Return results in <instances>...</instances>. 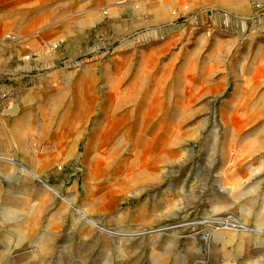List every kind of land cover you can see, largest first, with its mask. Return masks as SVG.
Segmentation results:
<instances>
[{
  "label": "rangeland",
  "instance_id": "1",
  "mask_svg": "<svg viewBox=\"0 0 264 264\" xmlns=\"http://www.w3.org/2000/svg\"><path fill=\"white\" fill-rule=\"evenodd\" d=\"M203 1L41 0L55 7L60 33L39 47L57 46L51 52L54 65L68 76L70 87L74 84V92L59 111L68 114L69 122H58L60 132L50 139L38 126L42 137L27 142L32 144L30 159L38 166L50 161L48 174L62 188H74L73 202L66 197L69 208L103 228L89 225L100 235L96 250L101 252L93 251L88 259L86 247L59 237V252L0 253V264H170L172 257L176 264H264L262 39L239 22L232 32L221 30L210 21V11L196 15L220 9L201 7ZM18 6L11 1L4 10L17 14ZM9 33L12 28L3 33L1 44L12 54L22 50V56L28 55L20 48L22 39L15 44L5 40ZM226 38L232 45H222ZM184 52L193 57L177 62ZM119 56L130 60L122 72L111 63ZM80 72L86 75L77 90L73 80ZM35 99V93L25 94L27 102ZM107 125L113 127L105 131ZM142 153L150 171L139 179L142 186L128 188L124 182L138 175ZM94 160L102 166L90 181L88 166ZM59 166L63 170L55 173ZM22 168L41 178L34 168ZM183 188L196 197L184 199L182 211L174 209L167 218L153 212L173 204L171 198ZM162 192L170 196L163 198ZM208 204L217 215L186 210L197 205L202 211ZM225 215L253 232L220 230L207 243L197 238L198 223ZM130 231L137 235L118 236ZM175 232L180 233L175 248L186 255L162 252ZM153 245L161 252L153 253Z\"/></svg>",
  "mask_w": 264,
  "mask_h": 264
},
{
  "label": "crops",
  "instance_id": "2",
  "mask_svg": "<svg viewBox=\"0 0 264 264\" xmlns=\"http://www.w3.org/2000/svg\"><path fill=\"white\" fill-rule=\"evenodd\" d=\"M11 1H17L19 5L17 14L4 10V7H8ZM260 1L264 14V0ZM221 2H224V5H221ZM221 2L205 0L201 7H216L230 12L237 18L247 17L243 19L242 24L245 25V28L248 25V33L253 34L254 32L257 37L261 36L262 41L259 43V49L263 47L264 50V36H262L264 35V15L261 19L257 17L258 13L253 6V0H225ZM54 13H56L55 7L48 5L47 2L42 3L41 0H0V39L6 30L12 28L13 33L9 34H17L23 40L20 48L26 49L28 55L31 56L30 60L25 61L23 57L27 54L22 56L20 53L22 50L12 54L11 49L3 46L0 40V253L11 255L14 253L59 252L57 246L60 237L71 239L69 243L71 245L86 247L87 258L90 259V253L93 251L101 252V248L96 250V247L101 245L100 235L90 228L88 222L80 216H76L70 209L72 205L67 202L66 197L73 202L74 188H62L63 185L58 184L57 180L48 174L51 168L45 167L50 161H46L45 166H38L32 161L30 159L32 144L29 147L27 145V142L33 141L35 137H42L39 127L44 128L45 135L50 139L53 136L57 137L60 132L57 129L58 122L66 125L70 119L67 118L68 114L62 116L59 111L62 110L66 99L69 98L67 94L72 96L74 84L70 87L68 76L63 71L56 69L54 53L40 52L41 48L39 47H45L58 38L60 29L56 30ZM252 13L254 14L252 15ZM235 26L236 23L232 26L231 32ZM257 27L259 30L256 31ZM236 38L238 37L236 36ZM221 41L222 45L226 43L232 45L228 38L221 39ZM29 45H32L33 48H28ZM259 53L264 59V53ZM190 55L191 53L188 52L182 53L177 62L191 59L193 56ZM211 59L213 60L212 57ZM129 61L125 56H119L114 58L111 63L115 65L116 71L122 72ZM148 61H152V59ZM129 66L131 67V65ZM255 68L256 70L253 68L254 73H259L260 67L257 65ZM85 75L86 72H80L75 77L73 80V83H76L75 89L78 90V87L82 86ZM58 81L61 86H53L54 82ZM30 91L36 94V99L27 102L25 94ZM79 91L82 90L79 89ZM22 164L39 172L41 178L48 182L49 186H41L35 182L33 175L27 174L26 170L22 168ZM149 171V168H138L136 178L126 180L124 185L128 188L142 186L143 180L139 179ZM146 182L152 183L151 180ZM51 187L55 188L58 193ZM160 195L164 198L166 195L169 197L170 193L162 192ZM194 195L193 192H185L183 188V192L179 191L176 199L171 198L173 204H170L169 207H163V204L162 209H156L153 212H156L157 215L161 214L162 218L170 217L171 211L174 209L182 211L185 208L184 199L188 197L193 200L196 197ZM193 204H196V201ZM208 205L202 211H199L197 205L190 208L187 205L186 210L192 214L203 212L208 217L217 215V208ZM208 207L209 209H207ZM40 211L44 212V218L42 224L37 226V215ZM185 223L176 227L183 226ZM192 224L189 225L194 227ZM163 230L167 229L162 228L161 232ZM175 230L178 228L172 231ZM175 233L169 236L170 240L162 248V252L167 253L170 249L171 252L185 254L184 250L178 251L177 246L175 248L174 241L180 234L179 232ZM197 238L200 239V237ZM150 248L153 253L161 252L154 245ZM169 261L170 264L177 263V261L174 262L173 257Z\"/></svg>",
  "mask_w": 264,
  "mask_h": 264
},
{
  "label": "built area",
  "instance_id": "3",
  "mask_svg": "<svg viewBox=\"0 0 264 264\" xmlns=\"http://www.w3.org/2000/svg\"><path fill=\"white\" fill-rule=\"evenodd\" d=\"M253 6H254L255 10L257 11V13H258L257 17L259 19L263 18L264 14L262 13V11H263L262 2L260 0H253ZM207 11H210L208 17L211 20L213 19L214 23L217 24L218 27L221 30H231L232 26L235 23L239 22L240 24H242L244 22L243 19L236 18L230 12L222 10V9L203 10L201 12H198L196 15L204 17ZM19 39L20 38H16L15 36L10 35V34L5 36V40H7V41H9L11 43H16V42L19 41ZM56 49H57V46L53 45V46L48 47L46 50H44V48H42L40 50V52L50 53V52H52V51H54ZM30 58H31L30 55H26V56L23 57V59L25 61L30 60ZM62 170H63L62 166H59L56 169L55 173H60ZM78 172L80 173L81 170H78ZM35 181H37L38 183H40L43 186L45 185V182L40 177L35 179ZM43 218H44V212L40 211L38 213V217H37V226H40L42 224ZM197 225L202 226V228L199 229L196 233L199 234L200 239L204 243L209 242L211 240L212 234H214L215 232L220 231V230H223V231H230L231 230L233 232H237V231H241L242 232L243 231L240 228L241 223H239L237 221V219L234 216H232V215H225L223 217H212V218H209V219H206V220L202 221L201 223H198ZM96 228L101 230V227L99 228L98 225H97Z\"/></svg>",
  "mask_w": 264,
  "mask_h": 264
},
{
  "label": "bare ground",
  "instance_id": "4",
  "mask_svg": "<svg viewBox=\"0 0 264 264\" xmlns=\"http://www.w3.org/2000/svg\"><path fill=\"white\" fill-rule=\"evenodd\" d=\"M8 35V34H7ZM10 35H12V34H10ZM13 36H15L16 38H20L17 34H13ZM236 123H240V122H236ZM113 126H111V125H107V127L105 128V131H108V130H110L111 128H112ZM100 139L97 141V143L95 144V148L97 149V147L99 146V144H100ZM139 163H140V165H139V167L140 168H144V153H142L141 154V156H140V158H139ZM101 166H102V164H101V161L100 160H94V161H92L91 163H90V165L88 166V175H89V180L90 181H94L95 179H96V177L98 176V174H99V172H100V168H101ZM37 178H39V176L38 175H34L33 176V179L35 180V179H37ZM113 205H114V203H110V206H112L113 207ZM78 214H79V216L82 218V219H85L87 222H89V224L90 225H92V226H96L97 227V225L94 223V222H92L91 220H89V218L87 217V215H86V213H84V212H77ZM240 228L243 230V231H252L253 232V230L252 229H249L248 227H246L245 225H243V224H241L240 225ZM101 231H104L103 230V228L101 227ZM231 231V230H230ZM131 232V231H130ZM256 233H258V234H260L261 233V230L260 229H256ZM137 234H135V233H133V232H131V233H121V234H119L118 236H136Z\"/></svg>",
  "mask_w": 264,
  "mask_h": 264
}]
</instances>
